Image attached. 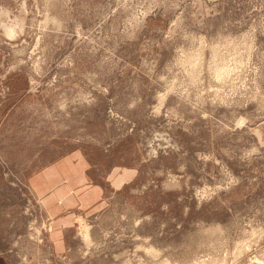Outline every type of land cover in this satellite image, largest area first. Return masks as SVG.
<instances>
[{"label":"rangeland","instance_id":"rangeland-1","mask_svg":"<svg viewBox=\"0 0 264 264\" xmlns=\"http://www.w3.org/2000/svg\"><path fill=\"white\" fill-rule=\"evenodd\" d=\"M0 264H264V0H0Z\"/></svg>","mask_w":264,"mask_h":264}]
</instances>
